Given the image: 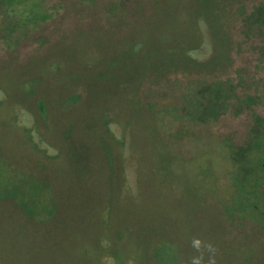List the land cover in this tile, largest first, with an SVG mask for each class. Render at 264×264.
I'll return each instance as SVG.
<instances>
[{
  "label": "rangeland",
  "instance_id": "374dc122",
  "mask_svg": "<svg viewBox=\"0 0 264 264\" xmlns=\"http://www.w3.org/2000/svg\"><path fill=\"white\" fill-rule=\"evenodd\" d=\"M262 5L0 0V264H264Z\"/></svg>",
  "mask_w": 264,
  "mask_h": 264
},
{
  "label": "trees",
  "instance_id": "16d2710c",
  "mask_svg": "<svg viewBox=\"0 0 264 264\" xmlns=\"http://www.w3.org/2000/svg\"><path fill=\"white\" fill-rule=\"evenodd\" d=\"M32 1V0H27ZM255 22L258 24L264 23V5L256 8L255 14H254ZM230 40V39H229ZM229 45V43H228ZM198 46V45H197ZM193 47L190 50V56L191 51L197 48ZM192 57V56H191ZM216 59V58H215ZM215 59L206 61L203 63L204 65L199 66L196 64L195 58H193L192 63L193 67H200L205 68L208 66H211ZM225 87L222 84H214L211 87H209L204 94H202V98L206 101L205 103H200L199 112H201L202 115H200L199 120L202 122H206L209 119H216L220 116L221 110H223L225 99L229 97L228 93H231L230 91H226L224 89ZM231 90V89H230ZM257 127L253 129L252 131V138L251 142L249 143V146L247 148H241L239 151L233 152V161L235 162H246L248 161V152L253 148H260L262 140L264 139V130H261V128L264 126V121L262 119H256Z\"/></svg>",
  "mask_w": 264,
  "mask_h": 264
},
{
  "label": "clouds",
  "instance_id": "9594fccd",
  "mask_svg": "<svg viewBox=\"0 0 264 264\" xmlns=\"http://www.w3.org/2000/svg\"><path fill=\"white\" fill-rule=\"evenodd\" d=\"M197 243H199V242H197Z\"/></svg>",
  "mask_w": 264,
  "mask_h": 264
}]
</instances>
